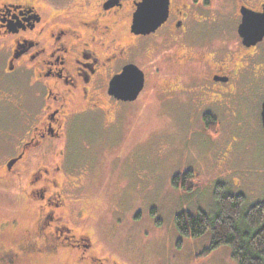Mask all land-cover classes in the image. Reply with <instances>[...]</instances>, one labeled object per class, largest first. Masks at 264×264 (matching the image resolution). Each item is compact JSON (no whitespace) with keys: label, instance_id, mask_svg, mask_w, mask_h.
I'll list each match as a JSON object with an SVG mask.
<instances>
[{"label":"flooded vegetation","instance_id":"1","mask_svg":"<svg viewBox=\"0 0 264 264\" xmlns=\"http://www.w3.org/2000/svg\"><path fill=\"white\" fill-rule=\"evenodd\" d=\"M142 1L0 0V123H9L2 146L12 150L0 160L10 209L0 221V264H127L97 248L78 195L90 168L73 159L93 146L80 138L81 148L73 146L83 119L99 122L91 124L105 147L150 88L187 97L218 135V124L236 123L248 94L264 88L261 41L247 46L239 34L243 11L263 12L264 0H170L167 20L148 34L132 30ZM228 15L238 20L236 38L194 43L200 29L225 31ZM129 65L145 75L132 101L111 90Z\"/></svg>","mask_w":264,"mask_h":264},{"label":"rangeland","instance_id":"2","mask_svg":"<svg viewBox=\"0 0 264 264\" xmlns=\"http://www.w3.org/2000/svg\"><path fill=\"white\" fill-rule=\"evenodd\" d=\"M222 24L225 31L200 29L192 40L221 44L222 33L237 37L236 17L228 15ZM257 46L264 49V40ZM15 91L8 89L5 95ZM185 99L149 88L133 104L138 113L112 133L105 147H99L97 126L91 124L99 122L92 117L82 120L73 144L81 148L79 138L93 143L88 155L81 152L73 162L89 164L78 195L93 216L96 246L127 264H238L229 245L201 257L210 246L211 231L198 238L183 236L175 217L183 210L214 213L219 183L228 193L245 196L244 212L264 202V88L248 94L236 123L225 119L218 124V135L206 128L200 108ZM9 130V123H0V160L12 154L2 146ZM188 170L198 175L195 189L173 187V177ZM7 200L0 194V221L10 213Z\"/></svg>","mask_w":264,"mask_h":264},{"label":"trees","instance_id":"3","mask_svg":"<svg viewBox=\"0 0 264 264\" xmlns=\"http://www.w3.org/2000/svg\"><path fill=\"white\" fill-rule=\"evenodd\" d=\"M198 175L188 170L176 174L172 185L182 191H193ZM216 211L192 213L183 210L175 217L177 230L186 237L198 238L211 231L210 246L199 255L204 257L222 245L232 248L238 264H264V202L243 211L245 196L231 194L219 183L215 190Z\"/></svg>","mask_w":264,"mask_h":264},{"label":"water","instance_id":"4","mask_svg":"<svg viewBox=\"0 0 264 264\" xmlns=\"http://www.w3.org/2000/svg\"><path fill=\"white\" fill-rule=\"evenodd\" d=\"M169 5L170 0H143L134 14L133 32L148 34L156 31L167 20ZM239 34L247 46H253L262 41L264 39V11L254 12L249 9L243 11ZM144 83V72L136 65H129L122 74L112 80L111 90L119 98L132 101L139 96ZM261 115L264 124V104Z\"/></svg>","mask_w":264,"mask_h":264}]
</instances>
